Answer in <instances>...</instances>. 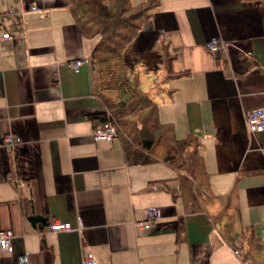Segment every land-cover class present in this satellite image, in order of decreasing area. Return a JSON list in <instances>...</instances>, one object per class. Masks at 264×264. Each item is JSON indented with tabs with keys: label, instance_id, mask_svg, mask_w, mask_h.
<instances>
[{
	"label": "crops",
	"instance_id": "0c3cea01",
	"mask_svg": "<svg viewBox=\"0 0 264 264\" xmlns=\"http://www.w3.org/2000/svg\"><path fill=\"white\" fill-rule=\"evenodd\" d=\"M157 2L123 52L125 74L138 77L176 138L200 139L211 193L235 188L242 226L264 243V132L245 123L264 108V2ZM0 24L12 36L0 44V141L17 139L10 150L0 143V230L13 234L0 264H17L23 252L28 264H81L88 252L97 264H248L206 213L163 188L172 169L128 165L118 139L93 141L97 39L82 36L66 0H0ZM214 39L224 47L212 53ZM165 45L173 77L163 71ZM80 59L88 62L72 70ZM149 207L160 218L142 230ZM32 215L76 230L48 232Z\"/></svg>",
	"mask_w": 264,
	"mask_h": 264
},
{
	"label": "trees",
	"instance_id": "16d2710c",
	"mask_svg": "<svg viewBox=\"0 0 264 264\" xmlns=\"http://www.w3.org/2000/svg\"><path fill=\"white\" fill-rule=\"evenodd\" d=\"M66 1L82 36L97 39L90 61L94 67L95 98L102 112L88 117L94 128L109 123L116 129L128 165L157 162L172 169L176 176L170 181H161L163 188L181 198L187 211L206 213L222 239L239 252L243 262L264 264V243L255 236L253 228L242 226L235 188L223 196L211 193L200 139L192 134L176 138L173 126L158 120L157 106L141 90L138 77L125 74L123 52L151 18L158 6L157 0L135 5L129 0ZM162 51L163 71L173 77L170 65L174 55L166 45ZM253 173L256 171L244 174ZM28 218L41 228L47 224L42 217Z\"/></svg>",
	"mask_w": 264,
	"mask_h": 264
},
{
	"label": "built area",
	"instance_id": "2783aa9c",
	"mask_svg": "<svg viewBox=\"0 0 264 264\" xmlns=\"http://www.w3.org/2000/svg\"><path fill=\"white\" fill-rule=\"evenodd\" d=\"M11 34L6 31L0 24V44L11 41ZM224 46L216 40H211L207 48L210 52H218ZM88 59L74 60L70 62L69 66L72 70H76L82 65L86 64ZM245 123L248 132L256 134L264 132V108H257L250 110L245 116ZM92 139L94 142H111L117 139L116 129L109 123H104L96 126L92 131ZM17 141L13 134H6L1 138V145L10 150L12 145ZM145 220L137 222V227L142 230H149L154 222L160 218V210L156 207H149L146 209ZM48 232H74L76 229L69 222L51 221L46 224ZM42 234V231H39ZM12 238L13 234L10 230H0V252L3 254L12 253ZM236 255L239 252L235 251ZM29 254L27 252L21 253L17 258V264H28ZM81 264H97L93 254L88 252L82 258Z\"/></svg>",
	"mask_w": 264,
	"mask_h": 264
},
{
	"label": "rangeland",
	"instance_id": "374dc122",
	"mask_svg": "<svg viewBox=\"0 0 264 264\" xmlns=\"http://www.w3.org/2000/svg\"><path fill=\"white\" fill-rule=\"evenodd\" d=\"M214 40H216V39H214ZM216 41H218V40H216Z\"/></svg>",
	"mask_w": 264,
	"mask_h": 264
}]
</instances>
